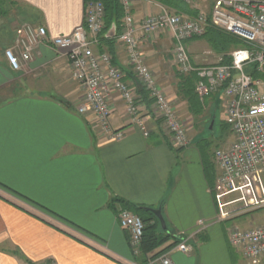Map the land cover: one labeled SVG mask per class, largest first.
<instances>
[{"label":"crops","instance_id":"1","mask_svg":"<svg viewBox=\"0 0 264 264\" xmlns=\"http://www.w3.org/2000/svg\"><path fill=\"white\" fill-rule=\"evenodd\" d=\"M9 1L0 0V13ZM14 2L21 9L19 22L43 27L50 37L70 34L83 19L84 0ZM170 6L172 13L187 8L191 17H209L213 0ZM160 8L155 0L130 1L135 21ZM113 26L103 31L94 51L109 53L122 70L123 81L137 96L146 136L129 125L124 104L114 95L110 123L123 137H101L89 118L77 113L81 91L70 78L67 59L53 48L39 45L19 71L10 68L0 48V264H160L132 254L129 232L116 218L123 208L119 201L159 209L165 223L161 229L191 248L188 254L178 252L177 242L156 258L166 254L172 264H247L229 244L227 230L253 224L239 217L223 219L236 209L235 197L216 190L213 153L233 141L222 93L200 100L196 76L177 74L169 31L140 44L147 66L186 124L188 145L176 149L152 115V101L135 81L116 38L120 31ZM111 28L113 36H108ZM15 30H7L5 45ZM210 37L187 42L194 67L225 60H216L214 52H224L209 45ZM217 124L227 136L213 143L210 134Z\"/></svg>","mask_w":264,"mask_h":264},{"label":"built area","instance_id":"2","mask_svg":"<svg viewBox=\"0 0 264 264\" xmlns=\"http://www.w3.org/2000/svg\"><path fill=\"white\" fill-rule=\"evenodd\" d=\"M130 1L120 0L124 16L116 38L124 47L135 81L152 101V115L176 149L188 145L185 125L168 103L140 49L143 41L169 31L174 40L171 54L177 74L196 76L195 92L200 100L217 92L224 97L225 123L233 141L226 149H216L213 153L218 171L216 190L223 195L239 193L246 198L242 208L222 218L233 219L252 212L255 207L264 208V187L260 181L264 176V0H213L209 17L200 15L191 19L162 9L159 14L139 21L130 13ZM104 18L103 4L87 1L82 22L68 35L50 37L43 27L23 24L13 46L4 50V56L10 68L19 71L24 63L31 61L39 45L53 48L67 59L70 78L81 91L77 113L89 118L101 137L109 140L123 137V132L114 130L110 123L114 95L123 102L129 125L146 136L137 96L123 81L122 70L113 64L109 53L94 51L105 29ZM209 25L246 46L235 48L227 64L194 67L188 56L187 42L203 37ZM116 218L119 226L129 232L132 254L140 255L143 222L125 208L118 209ZM227 232L229 244L247 264H264V225L245 230L231 226ZM175 249L183 254L191 251L185 239H181ZM153 260L172 264L166 254L149 263Z\"/></svg>","mask_w":264,"mask_h":264},{"label":"trees","instance_id":"3","mask_svg":"<svg viewBox=\"0 0 264 264\" xmlns=\"http://www.w3.org/2000/svg\"><path fill=\"white\" fill-rule=\"evenodd\" d=\"M84 1L85 2L100 1L105 8L104 31H107L112 24L116 25V29L118 32L120 31V22L121 19L123 18V8L121 6L120 0H84ZM155 1H159L164 5H170L171 2L176 3L178 5L183 2L182 0H155ZM181 11L186 12L187 10L183 8ZM205 35H210L211 36L210 42L213 44V46L216 48L220 47L223 52L226 51L227 47L240 48L246 46L235 37H232L223 32L213 30L211 28L207 29ZM223 62L227 64L229 61L228 59H225ZM254 77L257 78L258 76L254 75ZM193 96L196 97V95ZM213 171H214L213 167L212 168L210 167L211 174H213ZM119 203L123 208L128 209L131 212H133L135 215H137L144 224L143 237L140 247V257L142 259L144 260L147 258H150L151 260L155 259L162 252L174 246L178 242V239H176V237L167 234L166 230L163 231L157 219L142 207L133 206L128 203H124L122 201H119ZM170 240L174 242L165 247V244H167ZM161 248L163 249L157 252V250Z\"/></svg>","mask_w":264,"mask_h":264},{"label":"rangeland","instance_id":"4","mask_svg":"<svg viewBox=\"0 0 264 264\" xmlns=\"http://www.w3.org/2000/svg\"><path fill=\"white\" fill-rule=\"evenodd\" d=\"M15 1V0H14ZM13 0L12 1H9L10 3L8 4V5H5V6H3V12L2 13H0V48L3 50H5L9 45H10V43L12 44V46H13V44H14V42H15V35L17 34V31H18V29L23 25V24H25V23H23V22H19V19H17L18 18V16H17V14L18 13H20V11H21V9H19V5L18 6H16V3L14 2ZM183 2H188L189 0H182ZM159 5H161V8H160V10H159V12L157 13V14H159L161 11H162V9L163 10H165V11H167L168 13H170V14H176V15H180V16H184V17H188V18H191V19H196L198 16H200V15H204V14H200V15H198L197 17H191L190 15H189V10L187 9V8H185L187 11L186 12H182V11H179V10H177V13H172L171 11H169V10H172L171 8V6L170 5H164L163 3H160L159 1H156ZM157 14H154V15H157ZM154 15H150V16H154ZM149 16V15H148ZM206 16V15H205ZM207 17V16H206ZM19 22V23H18ZM16 25V26H15ZM14 27V28H13ZM17 27V29L15 30V28ZM208 28H211V29H213V30H216V31H219V32H221L220 30H217L216 28H214V27H211L210 25L206 28V30L208 29ZM7 30H10V31H13V30H15L14 31V33H12V34H10L11 35V40H10V43H6V45L4 44V41H5V34H6V32H7ZM13 36V37H12ZM7 38V37H6ZM13 38V39H12ZM207 42L209 41L210 42V40H206ZM208 42V43H209ZM209 45L210 46H212V43L210 42L209 43ZM10 48V47H9ZM1 49H0V51H1ZM235 48H233V47H227V49H226V51L224 52V53H217L216 52V54H215V52H214V55H216V60H218L219 58H223V59H228L229 58V56H230V53L234 50ZM28 63V62H27ZM76 83V82H75ZM78 85V84H77ZM13 87L15 86L14 84L12 85ZM160 87V86H159ZM162 90V89H161ZM163 91V90H162ZM163 93H165L164 91H163ZM165 96H166V98H167V100H168V103L176 110L177 108H176V106L177 105H175L174 104V102L171 100V99H169L168 98V96H167V94L165 93ZM179 117V116H178ZM180 121H181V123H183L185 126V128H186V130H187V127H186V124H185V122H184V120H182L181 118H180ZM219 124H217L216 126V128H215V130H213V131H211V134H210V137L212 138V142L214 143V142H217V141H215V139H218L219 137H223L224 135H225V138H226V136H227V130L226 129H223V128H221V127H219L218 126ZM224 138V139H225ZM224 139H222V140H224ZM229 140H231V139H229ZM212 143V144H213ZM260 181L262 182L261 184H262V186L264 187V176L260 179ZM256 197H258V195L259 194H254ZM234 197L235 198H232V199H234V202H233V207H235L236 208V210L237 209H240V208H242L243 207V203H244V198H246L244 195H242V194H239V193H236V194H234ZM232 202V201H231ZM239 218H241V220H243V221H251L252 222V224H253V226H260V225H264V208H257V207H255V209L252 211V212H250V213H248V214H246V215H244V216H240ZM237 227V226H236Z\"/></svg>","mask_w":264,"mask_h":264},{"label":"water","instance_id":"5","mask_svg":"<svg viewBox=\"0 0 264 264\" xmlns=\"http://www.w3.org/2000/svg\"><path fill=\"white\" fill-rule=\"evenodd\" d=\"M114 24H112V27ZM112 31V28L109 30L108 32V36H113V32L111 33ZM148 212L152 213L153 215H155V217L159 220L160 224H161V227L164 229L165 228V223H164V220L161 216V213H160V210H153V209H146Z\"/></svg>","mask_w":264,"mask_h":264}]
</instances>
